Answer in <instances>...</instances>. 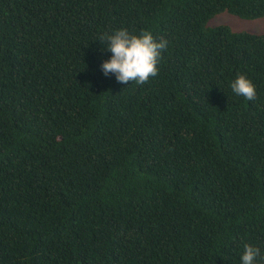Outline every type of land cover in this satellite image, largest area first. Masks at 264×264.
I'll list each match as a JSON object with an SVG mask.
<instances>
[{"label":"trees","instance_id":"1","mask_svg":"<svg viewBox=\"0 0 264 264\" xmlns=\"http://www.w3.org/2000/svg\"><path fill=\"white\" fill-rule=\"evenodd\" d=\"M124 28L168 41L142 86L102 70ZM245 244L264 264V0H0V264H242Z\"/></svg>","mask_w":264,"mask_h":264},{"label":"clouds","instance_id":"2","mask_svg":"<svg viewBox=\"0 0 264 264\" xmlns=\"http://www.w3.org/2000/svg\"><path fill=\"white\" fill-rule=\"evenodd\" d=\"M100 40L107 41L106 48L112 53L111 59L102 65L105 76L115 74L120 83L127 84L132 81L140 86L158 75V64L168 47L167 40L158 41L147 30L135 35L124 28L114 34L101 35ZM231 89L237 96H242L248 101L256 99V86L245 75H238L231 83ZM258 258H261V249L245 244L242 264H256Z\"/></svg>","mask_w":264,"mask_h":264},{"label":"rangeland","instance_id":"3","mask_svg":"<svg viewBox=\"0 0 264 264\" xmlns=\"http://www.w3.org/2000/svg\"><path fill=\"white\" fill-rule=\"evenodd\" d=\"M246 22V23H243ZM251 22L249 20H239L237 18L232 17L231 15H229L228 13H224L219 15L218 17L215 18V20L213 21V23L215 24H229L232 27L233 26H237L239 29H242L243 27L247 28H255L257 27L259 24L257 22H253V23H248Z\"/></svg>","mask_w":264,"mask_h":264}]
</instances>
